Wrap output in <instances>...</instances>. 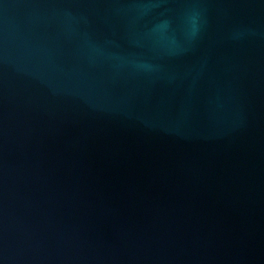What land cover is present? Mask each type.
I'll return each instance as SVG.
<instances>
[{
    "label": "water",
    "instance_id": "95a60500",
    "mask_svg": "<svg viewBox=\"0 0 264 264\" xmlns=\"http://www.w3.org/2000/svg\"><path fill=\"white\" fill-rule=\"evenodd\" d=\"M0 264H264V0H0Z\"/></svg>",
    "mask_w": 264,
    "mask_h": 264
}]
</instances>
